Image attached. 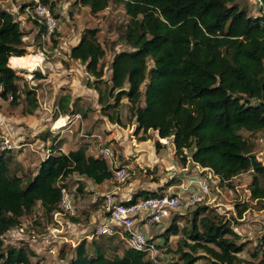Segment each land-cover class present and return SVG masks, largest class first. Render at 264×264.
I'll use <instances>...</instances> for the list:
<instances>
[{
    "label": "trees",
    "instance_id": "1",
    "mask_svg": "<svg viewBox=\"0 0 264 264\" xmlns=\"http://www.w3.org/2000/svg\"><path fill=\"white\" fill-rule=\"evenodd\" d=\"M39 1L53 11L54 0ZM111 1L124 4L129 20L122 37L130 50L115 53L110 78L103 79L106 64L101 60L106 49L98 38V28H87L69 53L71 59L86 65L95 81L103 83V89L95 86L103 111L111 121L122 123L117 108L127 98L136 133L153 130L162 140L172 138L184 162L190 156L194 163L210 168L220 182H229L251 170V199L264 205V161L254 152L253 143L241 134V130L264 131V0L259 15H250L247 8L237 5L238 0L76 3L97 14ZM43 31L44 28L39 35ZM24 36L21 22L0 7V98L11 97L13 105L22 102L15 85L19 69L12 67V62L28 53ZM149 59L153 61L150 67ZM34 77L45 75L35 70ZM110 98L115 102L109 103ZM25 100L23 111L33 114L38 107L36 90H27ZM58 106L62 114L78 112L71 109L68 95L59 99ZM63 142L54 137L49 155L27 183L13 170L12 150L0 151V264H31L35 252L24 246L5 245L3 236L18 226L38 202L49 214L59 212L61 188H69L72 176H85L97 184L113 179L104 157L88 154L83 147L62 152ZM177 181L169 180L166 187L156 191H137L129 202L162 194ZM78 190L82 191V187ZM196 207L189 224L179 226L183 218L179 212L161 234L166 242L181 234L177 248L167 249L180 253L179 261L173 264H196L200 259H206L203 264H241L239 254L247 243L233 228L236 218L217 212L210 204ZM249 208L248 202H238V217L242 218ZM94 234L95 229L90 241L92 251L88 238L81 240L74 247L70 264H153L145 253L127 247L122 255L115 253L110 258L104 244L117 237ZM258 249L253 253L260 256L256 264H264V242Z\"/></svg>",
    "mask_w": 264,
    "mask_h": 264
},
{
    "label": "rangeland",
    "instance_id": "2",
    "mask_svg": "<svg viewBox=\"0 0 264 264\" xmlns=\"http://www.w3.org/2000/svg\"><path fill=\"white\" fill-rule=\"evenodd\" d=\"M33 1L0 0V7L11 11L21 22V28L25 32L24 42L28 50L27 54L35 57L33 69L18 70L19 76L24 80L27 79L25 83L19 78L15 80L17 92H22V102L19 105H13L11 97L9 99L0 98V133L9 135L12 139L19 140L18 142L20 140L36 142L41 139L45 144L48 140V144L42 147L48 155L54 135L50 131V126L60 115L59 112L53 115L48 110L49 114H44L42 110L46 104L43 99L44 92L37 90L38 88L45 91L43 83L33 85L30 81L35 79L33 71L40 67L43 60L50 62L60 59L62 64L59 66L72 67L74 73L68 74L66 70L60 72L61 75L65 74L66 80L65 83H57L58 92L55 103L61 93L70 95L75 93L79 97H77L74 108L81 113L82 122L85 124L82 129L75 131L71 139L67 136L71 135L70 133H62L65 141L71 140L70 147L66 151L77 146L76 137L82 133L84 134L82 139L86 140L83 145H86L89 153L100 155L101 148L110 147L115 155V164L127 165L131 173L130 179L124 184H118L109 179L104 184L98 185L85 176H72L67 189L73 195L77 208V214L73 215L75 219L63 211L49 214L38 202L30 213L20 219L18 226L13 227L3 236L5 245L24 246L34 251L35 255H31V264H70L74 256V247L81 240L88 238L89 250L92 251L90 241L93 230L96 228L95 221L98 220L100 208L104 206V197L111 193L112 188H117L115 193L118 199L127 200L137 191H156L160 187H166L167 182L174 178L178 181L171 186H175L182 182L183 174L186 173V177L194 175L192 174L194 163L189 155L186 162L182 160V155L176 152L172 138L162 140L153 130L136 133L135 119L127 98H123L117 108L122 123L111 121L103 111L102 104L99 102L100 92L95 87L99 86L103 89V83L95 81V77L87 72L86 65L69 57L71 47L79 42L84 31L87 28H98V38L106 49V55L101 60L106 64L103 79L108 80L111 76L110 64L115 53L130 50V46L122 37L129 20L124 4L111 1L106 9L94 14L90 7L81 6L76 3V0H54L53 13L57 19V28L51 40L44 46L42 37L39 35L43 26L26 10V7L31 6ZM237 5L247 8L250 15L260 14L261 2L259 0H238ZM152 64L153 61L149 59V67ZM60 85L63 86L60 87ZM30 87H36L37 93L40 94L38 107L32 115L23 111L26 91ZM114 102L115 98L109 99V103ZM108 112L112 113V109H108ZM62 115L66 117L68 114ZM66 122L67 119L63 118L56 123V128L65 126ZM44 126L46 127L43 133H40ZM76 126L74 124L75 128ZM92 134H96L95 137ZM241 134L253 143L254 152L259 159L264 161V131L250 133L241 130ZM31 146L32 144L26 150L24 147L12 149L14 155L11 165L13 170L23 176L24 183L30 180L39 164V153L36 152L35 146ZM185 153L191 154L188 149H185ZM253 175L254 173L248 170L229 182H220L216 178L212 186L211 201L208 203L211 207H215L217 212L229 218L231 216L236 218L233 228L240 234L242 241L247 243L244 251L239 254L241 264H256L260 256L255 257L253 253L259 250V243L264 242V207L261 208L264 205L251 199L249 189ZM79 186L82 187V191L78 190ZM132 191L134 193H131ZM238 202L250 204V208L242 218L238 217L236 209ZM196 208V206L188 209L180 208L175 212L176 215L179 212L183 214L180 215L183 218L178 222L180 227L190 223V218ZM170 222L171 220L160 222L151 227L143 225V229L160 242L162 251L157 264H173L174 261H179L180 253L168 252L167 249L168 247L174 250L177 248V240L181 234L171 236L168 242L161 235ZM104 247L111 258L115 253L122 255L126 246L120 239L113 238L110 241L107 240ZM205 261L206 259H200L196 264H203Z\"/></svg>",
    "mask_w": 264,
    "mask_h": 264
},
{
    "label": "built area",
    "instance_id": "3",
    "mask_svg": "<svg viewBox=\"0 0 264 264\" xmlns=\"http://www.w3.org/2000/svg\"><path fill=\"white\" fill-rule=\"evenodd\" d=\"M261 2V0H259ZM33 5L26 7L31 17L37 20L44 28L41 34L42 44L51 40L54 31L57 28V19L49 5L42 4L39 0H34ZM262 4V2H261ZM54 115L59 112V106L47 109ZM57 117L52 124L54 132L67 128L70 133H74L75 129L70 127V119L67 124L62 127L55 128L56 122L61 118ZM22 143L11 136L0 133V151L21 149ZM100 156L104 157L113 171V179L118 184L128 182L131 177L127 165L115 164V155L110 147H103L100 150ZM194 163V162H193ZM197 172L194 176L186 178L185 181L176 185L177 191H173L170 186L164 193L153 196H143L130 201L118 199L113 193L105 196L103 212H107L103 219L96 224V236H116L127 248L135 249L143 252L146 259L151 260L153 264H157L161 245L153 236H150L144 229L143 225L152 226L154 224L168 221L173 218L175 212L181 207H195L199 204H208L211 201V192L214 180L219 177L208 168L194 163ZM62 199L60 202V211L71 216L77 214V208L74 204L73 195L66 187H62Z\"/></svg>",
    "mask_w": 264,
    "mask_h": 264
},
{
    "label": "crops",
    "instance_id": "4",
    "mask_svg": "<svg viewBox=\"0 0 264 264\" xmlns=\"http://www.w3.org/2000/svg\"><path fill=\"white\" fill-rule=\"evenodd\" d=\"M80 40V39H79ZM42 55V54H41ZM44 59V58H43ZM73 60V59H72ZM76 61H80V60H76ZM81 62V61H80ZM60 64H62V62H61V60L60 59H55V60H53V61H50V62H44V60H43V62H41V64L39 65L40 67V69L37 67L35 70H37V69H39L44 75H45V77H43V78H35V79H32L30 82L33 84V85H38L39 83H43V87L45 88V91H43L42 89H38L37 88V90H41L42 92H44V95H43V99H45L44 101L46 102V104H45V106H44V108L42 109L43 111H44V114H49V112L47 111V109L49 108V109H52V108H54V107H56V106H58V101H59V99L62 97V96H65V95H68L69 97H70V105H71V109L72 108H74L75 107V105H76V102H77V97H79V96H77L75 93L74 94H72L71 93V95L70 94H66V93H61L60 94V96H59V98H58V100H57V103H55V101H56V96H57V92H58V90H57V83L58 82H62V83H65V80H66V78H64V75L65 74H60V72L61 71H63V70H66L67 72H68V74H71L72 75V72H73V68L72 67H65V68H63V67H60L59 65ZM83 64V63H82ZM47 65H49L48 67H47ZM51 65V66H50ZM85 65V64H84ZM12 67H15V66H12ZM20 70H22L21 68H19ZM24 69V68H23ZM46 69L48 70V71H46ZM35 70L33 71V72H35ZM55 72V73H54ZM88 72V71H87ZM74 73V72H73ZM67 75V74H66ZM19 79L20 80H23L24 82L23 83H25V80H27V79H23V77H19ZM69 82H70V80H69ZM69 82H67V83H69ZM63 85H60V87H62ZM30 89H35L36 90V87L34 88V87H30ZM36 90V93L38 92ZM21 95H22V92H21ZM26 96V95H25ZM39 96H40V94H38L37 93V99H38V102H39ZM22 97V96H21ZM42 103V102H41ZM76 111H78V109L76 108L75 109ZM35 112V111H34ZM60 113H61V111H60ZM34 114V113H33ZM32 115V114H31ZM62 117H63V115H62ZM68 118L70 119V121H71V123H70V127L71 128H73V129H75V131H78V130H80V129H82V126L83 125H85L84 124V122H82V116H81V113L80 112H77V113H75V114H68V115H66V119L68 120ZM54 122V121H53ZM74 124H76L77 126H76V128L74 127ZM45 125H47V124H45ZM45 127L46 126H44V128L42 129V130H40V133H43L42 131L45 129ZM52 127V124H51V126H50V131H52V133H54V135H53V142H52V144L54 143V137L56 136L57 137V140H59V139H63L64 140V142H63V144H62V147H61V149H60V151H62V152H68V151H70V150H76V149H78V148H80V147H83V148H85L86 149V145L84 146L83 145V143H85V141L86 140H84V139H82V137L84 136V134H82V133H80L79 134V136L78 137H76V141H77V146L76 147H74V148H70V150H67L66 151V149L68 148V147H70V142H71V140L69 141H65V139H64V137H62V133H70L69 131H68V129L67 128H64L63 130H59V131H56V132H54L53 131V129L51 128ZM61 133V134H60ZM75 133V132H74ZM74 133H70L71 135H67L68 136V138H72L73 136V134ZM93 135V137H95L94 135H96V134H92ZM19 141V140H18ZM31 142V143H30ZM20 143H22V145H23V147H24V149L26 150L27 148H28V146L29 145H31L32 144V146L31 147H33V146H35L36 147V152H38L39 153V163L42 161V160H44L48 155H49V153H50V149H51V146H50V149H49V153H48V155H46L45 153V151H44V149L42 148V147H44V146H46L47 144H48V140H46L45 141V144H43V141L41 140V139H38L36 142H32V141H30V140H20ZM65 146H67L66 148H65ZM42 151H41V150ZM86 151H87V153L88 154H92V153H89L88 151H89V149L87 150L86 149ZM45 154V155H44ZM94 155V154H93ZM95 156H98V155H96L95 154ZM194 165V164H193ZM36 172V171H35ZM197 172V169H196V166L194 165V168H193V173L192 174H194L195 175V173ZM194 175H192V176H194ZM189 176V175H188ZM182 177H184L183 178V180H182V182L183 181H185V179L186 178H189V177H191V175L189 176V177H186V173L185 174H183V176ZM112 180V179H111ZM106 182V181H105ZM105 182H103V183H101V184H104ZM101 184H98V185H101ZM176 186V185H175ZM175 186H173V188H172V190L173 191H177V189H176V187ZM116 187H114V188H112V190H110V192L111 193H115V191H116ZM131 193H134V191H132ZM115 195H116V193H115ZM121 200H124V199H121ZM181 209H188L187 207H185V206H183V207H181ZM180 213H182V212H180ZM184 213V212H183ZM104 215H106V212H103V210H102V207L100 208V210H99V212H98V220H96L95 221V225L98 223V222H100L102 219H103V216ZM174 217V216H173ZM170 220H172V218L170 219ZM169 221V220H168ZM146 226H148V225H146ZM153 226V225H152ZM151 227V226H150ZM95 229V228H94ZM142 229H143V226H142ZM146 231V230H145ZM147 232V231H146ZM148 233V232H147ZM149 234V233H148ZM150 235V234H149ZM150 236H152V235H150ZM154 237V236H153ZM157 240V239H156ZM158 241V240H157Z\"/></svg>",
    "mask_w": 264,
    "mask_h": 264
},
{
    "label": "bare ground",
    "instance_id": "5",
    "mask_svg": "<svg viewBox=\"0 0 264 264\" xmlns=\"http://www.w3.org/2000/svg\"><path fill=\"white\" fill-rule=\"evenodd\" d=\"M34 63H35V57H33V55H31V54L30 55L26 54L24 56L19 57L16 60H13L12 66H15L14 68H17V69L24 68V69H27L28 71H30L31 68L33 69ZM63 118H66V117H64V116L61 117L56 123H58ZM55 128H56V124H55Z\"/></svg>",
    "mask_w": 264,
    "mask_h": 264
}]
</instances>
